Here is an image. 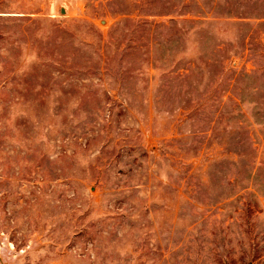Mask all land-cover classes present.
<instances>
[{
	"label": "rangeland",
	"instance_id": "1",
	"mask_svg": "<svg viewBox=\"0 0 264 264\" xmlns=\"http://www.w3.org/2000/svg\"><path fill=\"white\" fill-rule=\"evenodd\" d=\"M3 264H264V0H0Z\"/></svg>",
	"mask_w": 264,
	"mask_h": 264
},
{
	"label": "bare ground",
	"instance_id": "2",
	"mask_svg": "<svg viewBox=\"0 0 264 264\" xmlns=\"http://www.w3.org/2000/svg\"><path fill=\"white\" fill-rule=\"evenodd\" d=\"M2 240L3 246H0V264H3L1 258L6 259V257H8V255L12 253V248L9 244H7L6 239L3 238Z\"/></svg>",
	"mask_w": 264,
	"mask_h": 264
}]
</instances>
